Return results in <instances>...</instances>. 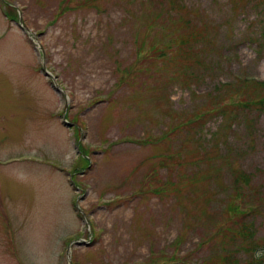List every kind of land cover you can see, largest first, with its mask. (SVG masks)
I'll use <instances>...</instances> for the list:
<instances>
[{
    "label": "rangeland",
    "instance_id": "374dc122",
    "mask_svg": "<svg viewBox=\"0 0 264 264\" xmlns=\"http://www.w3.org/2000/svg\"><path fill=\"white\" fill-rule=\"evenodd\" d=\"M174 2L0 0V264H216L231 203L264 243V108L216 114L264 99V16Z\"/></svg>",
    "mask_w": 264,
    "mask_h": 264
},
{
    "label": "trees",
    "instance_id": "16d2710c",
    "mask_svg": "<svg viewBox=\"0 0 264 264\" xmlns=\"http://www.w3.org/2000/svg\"><path fill=\"white\" fill-rule=\"evenodd\" d=\"M171 3V6L173 9L179 8V6L174 2L175 0H167ZM246 5L244 8L247 10H253L254 12H261L262 16H264V0H245ZM172 9V10H173ZM191 13V11H190ZM188 14V13H184ZM16 13L12 16V18L16 17ZM185 21V20H184ZM185 26L181 32L180 37H178V46L180 48V51L182 54H188L184 58V63H189L194 59L193 65H201L205 68H208L210 63L209 62H203L201 60V57L205 56L199 55L194 52H199L201 50V47L199 49H196L198 44L202 41V43L205 42V38H203V34H205V31L202 27H195V25L192 23L190 19V14L188 17V20L185 21ZM258 29L260 28V33L262 34L264 30V23L256 25ZM203 46H213V42H209L204 44ZM204 52H209V49L203 48ZM194 53V54H193ZM194 55L196 58H194ZM191 81L187 82L188 85L193 83L192 80L196 79V75H194L192 72L190 74L186 75ZM184 79L187 81V78ZM240 80V79H239ZM243 84H247V82H254L258 84H263L262 82H257L253 79L245 78V80H240ZM222 87L230 88L232 86L231 83L222 84ZM236 89V88H235ZM236 92V90L234 91ZM239 99L236 103H232L230 106H224L231 108L229 111L219 109V111L216 114H219L221 118L225 119V122L231 123L238 120V116L240 114H245V117L242 119L243 121L249 122L250 119L247 118L246 113L251 112L254 106H259V108H264V99L263 98H256L255 100L249 99ZM223 107V108H224ZM194 114V113H192ZM191 114V115H192ZM212 115V114H211ZM178 117V115H177ZM184 119L186 120L187 117L183 114ZM192 124L191 122L189 125ZM187 123L184 121V126H186ZM177 130L178 126L172 125L170 128L171 132L172 130ZM248 176L245 175L242 172H238L237 175L234 176L232 184L234 185V189L238 196L240 197L241 193L238 192V190L241 189L240 183H248ZM233 203H231L228 207V212H230V219L228 220L226 229H219V231L216 233L217 235H220V239H222L220 244V256L216 260V264H264V243H260L259 238H255V231L254 226L251 222L246 219L247 213L245 210H237V208L232 207ZM236 207L241 206V203L235 204ZM232 207V208H231ZM249 241L253 242L254 247H250V249L246 248V246L249 244ZM241 254L247 255L244 259H239Z\"/></svg>",
    "mask_w": 264,
    "mask_h": 264
},
{
    "label": "water",
    "instance_id": "95a60500",
    "mask_svg": "<svg viewBox=\"0 0 264 264\" xmlns=\"http://www.w3.org/2000/svg\"><path fill=\"white\" fill-rule=\"evenodd\" d=\"M26 32H28V31H26Z\"/></svg>",
    "mask_w": 264,
    "mask_h": 264
}]
</instances>
